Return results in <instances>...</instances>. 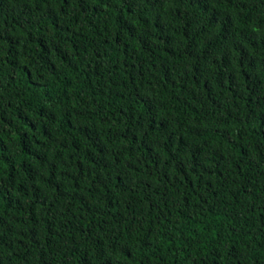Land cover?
<instances>
[{
  "label": "trees",
  "instance_id": "trees-1",
  "mask_svg": "<svg viewBox=\"0 0 264 264\" xmlns=\"http://www.w3.org/2000/svg\"><path fill=\"white\" fill-rule=\"evenodd\" d=\"M0 264H264V0H0Z\"/></svg>",
  "mask_w": 264,
  "mask_h": 264
}]
</instances>
